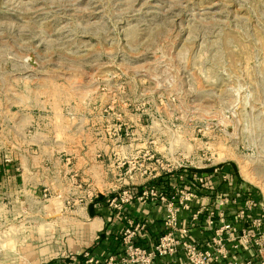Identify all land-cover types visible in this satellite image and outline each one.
Returning a JSON list of instances; mask_svg holds the SVG:
<instances>
[{"label": "rangeland", "instance_id": "rangeland-1", "mask_svg": "<svg viewBox=\"0 0 264 264\" xmlns=\"http://www.w3.org/2000/svg\"><path fill=\"white\" fill-rule=\"evenodd\" d=\"M79 152L113 187L121 159L156 153L230 164L264 198V0H0V168L64 157L78 186ZM19 191L0 184L1 263L79 195Z\"/></svg>", "mask_w": 264, "mask_h": 264}, {"label": "built area", "instance_id": "built-area-1", "mask_svg": "<svg viewBox=\"0 0 264 264\" xmlns=\"http://www.w3.org/2000/svg\"><path fill=\"white\" fill-rule=\"evenodd\" d=\"M131 158L117 163V173L126 178L106 194L107 203L116 210L133 200L162 203L167 211L163 232L151 247L143 246L137 238L145 225L129 220L121 232V255L104 260L85 251L79 264H155L158 258L179 255L185 264H264V198L255 197L252 186L218 166L187 165L179 155L166 159L145 153L139 161ZM99 195L88 193L92 198ZM198 227L209 230L210 236L197 239L193 229ZM77 263L69 259L63 264Z\"/></svg>", "mask_w": 264, "mask_h": 264}, {"label": "crops", "instance_id": "crops-1", "mask_svg": "<svg viewBox=\"0 0 264 264\" xmlns=\"http://www.w3.org/2000/svg\"><path fill=\"white\" fill-rule=\"evenodd\" d=\"M81 154L82 152L78 153L79 169L82 166L85 172L81 173L88 176L87 182L79 183L78 186H74V182L78 181L75 175L70 176L69 163L64 157L62 159L58 157L60 167L56 171H52L49 167H41V169L37 168L32 173L28 172L25 175L24 172H20L19 168H14L12 165H7V169L0 168L2 187L9 186L12 189L15 188L16 191L22 189V195L30 202L33 201V192L38 191L42 196L47 195L45 191H49L51 197L58 199L57 202L60 205L66 203L71 193L72 195L74 193L79 194H76L78 196L74 199L72 209L58 213L56 217L53 216L54 218L48 217L47 221L54 222V229L46 231L41 236V243L35 249L32 245L33 242H30L26 252H24L25 262H21V264L32 260L37 264H63L69 259H74L79 264L85 251H90L104 260L111 255H121L124 249L121 232L129 225V220L145 225L142 234L137 238V242L143 246L151 247L163 232V219L167 211L162 203L133 200L122 210L110 207L107 203L106 194L117 190L121 183L117 185L118 187H113L115 183L110 181L107 171H104V174L101 172L100 177H96L94 172V168L97 166L96 156L93 152H87L84 155L88 159L86 161V158ZM82 158L84 159L83 162ZM124 178H126L124 174L120 175V182H123ZM22 179L23 184L21 183ZM161 180L163 179L154 182L159 183ZM96 184L102 185L103 190L106 191H99L98 197H89V191L95 190ZM49 201L52 204L51 198ZM49 207L58 210V207ZM193 233L197 239L202 241L211 234L209 230L204 229L202 231L199 227L194 228ZM64 253H72V256L68 257ZM9 255L10 258H5V260H10L11 264H17L16 255L10 253ZM3 263L10 264L9 262ZM3 263L0 262V264ZM155 264H185V259L181 255L161 257Z\"/></svg>", "mask_w": 264, "mask_h": 264}, {"label": "trees", "instance_id": "trees-1", "mask_svg": "<svg viewBox=\"0 0 264 264\" xmlns=\"http://www.w3.org/2000/svg\"><path fill=\"white\" fill-rule=\"evenodd\" d=\"M218 169L222 172H228V173H231L233 174V169H232V166L230 164H221L218 166ZM253 195L255 197H257L258 199L262 200V195L259 193V191H257V189L254 188L253 190Z\"/></svg>", "mask_w": 264, "mask_h": 264}]
</instances>
